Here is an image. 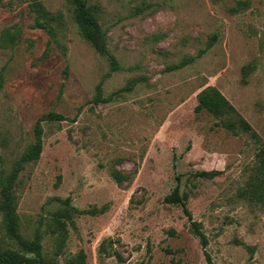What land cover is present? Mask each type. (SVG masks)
I'll return each mask as SVG.
<instances>
[{"label":"rangeland","instance_id":"rangeland-1","mask_svg":"<svg viewBox=\"0 0 264 264\" xmlns=\"http://www.w3.org/2000/svg\"><path fill=\"white\" fill-rule=\"evenodd\" d=\"M35 1L59 15L53 32ZM84 1L116 68L84 37L74 0H0V173L42 114L63 116L42 122L40 157L19 172L20 232L38 230L61 264H206L205 251L214 264H264V203L240 193L264 144V0ZM206 86L257 135L196 112ZM177 182L205 245L165 199ZM66 202L59 243L53 214ZM1 220L0 246L16 247Z\"/></svg>","mask_w":264,"mask_h":264},{"label":"trees","instance_id":"trees-1","mask_svg":"<svg viewBox=\"0 0 264 264\" xmlns=\"http://www.w3.org/2000/svg\"><path fill=\"white\" fill-rule=\"evenodd\" d=\"M77 5L74 12V17L79 23L84 37L95 47L101 54L107 55L111 61L112 67L116 68L117 63L114 56L106 47L105 33L101 31L99 24L96 22L93 7L97 5H87L84 0H74ZM35 12H37L40 20L37 24L42 27H47L51 32L55 30L49 26L50 20H58L59 15H51L44 9L40 2L35 1L33 4ZM215 36V35H214ZM210 45V44H209ZM203 52V50H202ZM193 57L186 58L180 64L174 67L185 65L192 61ZM198 103L194 110L196 112L206 110L216 118L220 119V123L226 129L237 133V129L250 130L252 135L256 136V132L252 130L250 124L244 119L229 102V100L215 87L206 86L197 94ZM63 116L56 112H47L42 114L33 127L34 139L28 144L25 150L16 158L8 172L0 173V213L2 216V227L6 235L12 239L16 247L0 246V264H61L54 258H47L42 253L41 233L37 230L32 238H28L20 232L18 214L16 211V196L15 191L18 184L19 172L30 162H35L39 159L43 148V121L59 120ZM257 161L251 168V174L247 181L246 187L240 192L244 196L256 201L264 203V144L260 146L256 154ZM217 173L216 170H202L197 173L199 176L212 177ZM112 177L120 182L123 176L117 172H112ZM127 176L128 175H124ZM179 182L174 189L166 196V201L177 202L182 205L183 211L190 220L191 231L200 238L202 245H205L207 240L204 233L201 231L199 223L192 220L191 213L186 207V192L180 193ZM68 203L59 211L53 214V221L58 231V242H63L66 228L64 219L70 217L71 210ZM77 211V210H76ZM206 264H214L210 254L205 251ZM78 257V255L76 256ZM65 264H72L67 262ZM75 264H84V260L79 256Z\"/></svg>","mask_w":264,"mask_h":264}]
</instances>
